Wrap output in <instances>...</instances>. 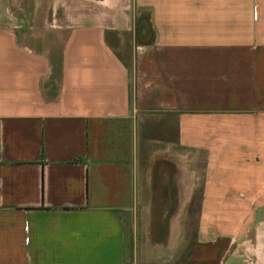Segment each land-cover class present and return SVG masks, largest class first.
I'll use <instances>...</instances> for the list:
<instances>
[{
	"label": "crops",
	"instance_id": "crops-1",
	"mask_svg": "<svg viewBox=\"0 0 264 264\" xmlns=\"http://www.w3.org/2000/svg\"><path fill=\"white\" fill-rule=\"evenodd\" d=\"M12 3L0 264H221L264 207V0Z\"/></svg>",
	"mask_w": 264,
	"mask_h": 264
},
{
	"label": "rangeland",
	"instance_id": "rangeland-1",
	"mask_svg": "<svg viewBox=\"0 0 264 264\" xmlns=\"http://www.w3.org/2000/svg\"><path fill=\"white\" fill-rule=\"evenodd\" d=\"M7 1L10 4V1L12 3L15 0ZM16 4H23V0H16L13 5ZM227 210L231 216L230 223L223 222L220 226L222 230H226L230 226L229 247L221 255V264H264V257L261 261L264 254V250H262V247L264 248V207H229ZM208 211L217 216V220L220 219L222 214H226V210L221 212L217 211L216 208H208ZM202 213V208H197L198 216ZM241 216L246 217L243 222ZM253 216L255 217L254 221ZM223 220H225L224 215ZM258 248L262 252L261 257L258 255V252H260Z\"/></svg>",
	"mask_w": 264,
	"mask_h": 264
}]
</instances>
